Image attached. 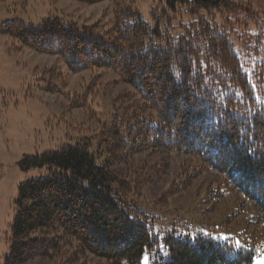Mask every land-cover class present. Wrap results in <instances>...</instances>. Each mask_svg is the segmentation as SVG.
Instances as JSON below:
<instances>
[{"label":"trees","instance_id":"trees-1","mask_svg":"<svg viewBox=\"0 0 264 264\" xmlns=\"http://www.w3.org/2000/svg\"><path fill=\"white\" fill-rule=\"evenodd\" d=\"M164 1L152 24L123 7L103 32L56 16L0 26L21 47L60 57L73 73L113 71L135 88L141 108L157 115L143 138L125 134L115 117L101 131L102 151L82 138L25 156L23 170L48 173L18 187L4 264L50 258L71 239L111 264H142L145 254L150 264H254L256 248L233 238L151 230L134 193L162 164L129 166L126 175L115 167L145 149L191 155L225 175L264 215V13L244 0ZM183 9L191 19L176 23L173 15ZM82 100L74 107H85Z\"/></svg>","mask_w":264,"mask_h":264},{"label":"rangeland","instance_id":"rangeland-1","mask_svg":"<svg viewBox=\"0 0 264 264\" xmlns=\"http://www.w3.org/2000/svg\"><path fill=\"white\" fill-rule=\"evenodd\" d=\"M244 1L264 13V0ZM123 7L152 24V13L164 8L165 1L0 0V26L13 21L39 24L56 16L96 25L103 32L112 29L117 8ZM182 12L173 15L176 23L191 19ZM57 74L62 79L53 78ZM82 99L86 106L74 107ZM143 103L135 88L121 83L109 69L73 73L60 57L23 48L18 40L0 33V264L10 249L19 185L48 173L45 168L23 170L22 159L60 150L82 138H90L92 149L102 151L101 131L115 117L122 121L125 134L131 131L133 138H143L147 122L157 120L156 112L141 108ZM126 159L115 166L123 175L129 166L162 164L158 173H151L152 182L139 181L134 193L148 213L151 230L161 236L204 233L219 240L233 238L237 245L255 247L259 253L254 264H264V215L225 175L204 167L194 156L177 152L145 149ZM66 242L52 257L25 264H111L80 249L73 239ZM150 262L145 254L142 264Z\"/></svg>","mask_w":264,"mask_h":264}]
</instances>
